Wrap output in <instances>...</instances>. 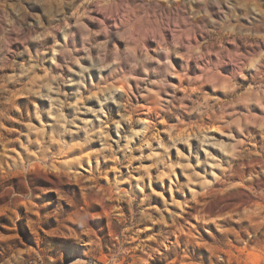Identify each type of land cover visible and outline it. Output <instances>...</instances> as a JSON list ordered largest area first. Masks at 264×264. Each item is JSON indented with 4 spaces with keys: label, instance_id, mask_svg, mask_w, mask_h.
<instances>
[{
    "label": "rangeland",
    "instance_id": "1",
    "mask_svg": "<svg viewBox=\"0 0 264 264\" xmlns=\"http://www.w3.org/2000/svg\"><path fill=\"white\" fill-rule=\"evenodd\" d=\"M0 264H264V0H0Z\"/></svg>",
    "mask_w": 264,
    "mask_h": 264
},
{
    "label": "bare ground",
    "instance_id": "2",
    "mask_svg": "<svg viewBox=\"0 0 264 264\" xmlns=\"http://www.w3.org/2000/svg\"><path fill=\"white\" fill-rule=\"evenodd\" d=\"M109 200H112L113 201V198L110 196L109 198H108ZM98 204H100V205H102L103 203H105L106 202V200H105V197L104 196H100V197H97L96 199H94ZM114 200H116L117 201V199H114ZM88 222H90V220L88 219L87 220V223ZM158 224H160V222L159 221H156L155 223H153L152 224V229H154L156 226L155 225H158ZM87 226V225H86ZM88 237V236H87Z\"/></svg>",
    "mask_w": 264,
    "mask_h": 264
}]
</instances>
